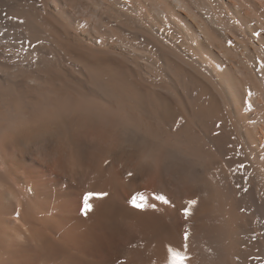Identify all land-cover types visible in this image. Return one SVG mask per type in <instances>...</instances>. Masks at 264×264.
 <instances>
[{
	"label": "bare ground",
	"instance_id": "bare-ground-1",
	"mask_svg": "<svg viewBox=\"0 0 264 264\" xmlns=\"http://www.w3.org/2000/svg\"><path fill=\"white\" fill-rule=\"evenodd\" d=\"M262 63L264 0H0V264H264Z\"/></svg>",
	"mask_w": 264,
	"mask_h": 264
},
{
	"label": "snow or ice",
	"instance_id": "snow-or-ice-1",
	"mask_svg": "<svg viewBox=\"0 0 264 264\" xmlns=\"http://www.w3.org/2000/svg\"><path fill=\"white\" fill-rule=\"evenodd\" d=\"M229 44L232 43L231 40L228 41ZM261 70L264 71V63L261 64ZM103 90L106 92L107 95L111 96L112 93L105 87L103 88ZM248 97H252L253 96V93L252 92H248ZM246 110L248 112H251L253 111V101L251 99H249L247 105H246ZM176 125H177V129H179V127H181V123L180 121H175ZM217 128L220 127L219 124L216 125ZM105 164L108 163L107 160L104 161ZM127 175L129 177H131L133 175V173L131 171H129L127 173ZM109 193L107 192H104V191H101V192H89L85 197H84V200H83V205L82 207L80 208V212L84 215V216H89L90 213H92L94 211V206L93 204L90 202L91 198L92 197H98V198H105V197H108ZM156 199L159 200V201H162L164 204H167L169 203V200L168 198L165 196V195H157L156 196ZM130 204L132 206L133 209H137V210H144V209H147V208H152V209H156V205L155 204H148L146 202V198L145 197H140L139 199H132L130 201ZM198 204V200L196 199H191V200H188L187 201V206L184 207L183 209V213H184V216L185 217H189L192 212H193V208ZM243 210V209H242ZM188 235L189 233L188 232H185L184 233V237L185 239L188 238ZM129 247H134V245H129ZM169 251H171V254H172V264H183V262L185 261L186 259V256H184L183 254H181L180 252H177L173 249H169ZM120 264H124L123 261L120 262Z\"/></svg>",
	"mask_w": 264,
	"mask_h": 264
}]
</instances>
